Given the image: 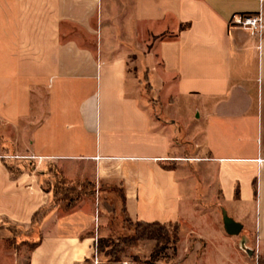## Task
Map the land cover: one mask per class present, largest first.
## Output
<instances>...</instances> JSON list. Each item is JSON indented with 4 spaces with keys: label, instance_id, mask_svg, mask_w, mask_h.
Wrapping results in <instances>:
<instances>
[{
    "label": "crops",
    "instance_id": "1",
    "mask_svg": "<svg viewBox=\"0 0 264 264\" xmlns=\"http://www.w3.org/2000/svg\"><path fill=\"white\" fill-rule=\"evenodd\" d=\"M237 13L264 0H0V227L50 207L29 264H122L92 260L105 185L132 221L178 225L222 262L264 254V37ZM49 164L97 194L60 212Z\"/></svg>",
    "mask_w": 264,
    "mask_h": 264
},
{
    "label": "rangeland",
    "instance_id": "2",
    "mask_svg": "<svg viewBox=\"0 0 264 264\" xmlns=\"http://www.w3.org/2000/svg\"><path fill=\"white\" fill-rule=\"evenodd\" d=\"M6 160H8V163H12L10 164V166H12L10 170L13 171L14 174H18L21 170L38 172L33 164L24 161V159L7 158ZM57 185H59L58 179L54 173H50L43 183L44 188H51L53 193L52 204L55 208H59L62 213L73 210L83 199L95 196L93 194H82L79 197L76 193H73L72 195L75 197V202L73 201L74 203L72 206H66L69 200H58V196L61 194L55 193ZM76 188L80 191H84L82 190V185H76ZM63 189H65V186ZM88 189H92V187ZM70 197H72L71 194H69V198ZM102 204H105V207H102ZM120 204V193L108 188L101 195V203L96 206L94 217L95 230L99 229L100 231L102 227H106L109 230L111 239L116 242L119 241L120 236L132 235L135 227L134 224L136 223V221L127 218ZM113 205L116 206L115 211L113 210ZM49 209V206L42 209L38 217V223L35 225L31 224L29 227H24L5 223V225L0 227V264H29L32 245L42 237L41 226L44 217L49 213ZM176 226L178 225H167V229L172 234V238H176L177 242L171 241L166 244V248L162 251L155 264H227L226 261L222 262L223 257L224 260L226 257L220 252L210 248L207 242H201L188 231H186V233H181L179 226L178 230L175 231L174 229ZM179 244L182 250L180 255L178 253ZM155 246L156 240L152 239L139 240L135 246H127L125 243H121L118 247L120 250L113 256L119 257L122 264H153L152 253ZM174 248H176V253L174 252ZM109 249L110 246L104 250L98 249L99 262H96L95 253H93V262L103 263L104 261H109L111 258V256L107 254ZM238 249L243 255L240 264H264V254H259V256L258 254H251L248 250L243 248L241 244H238Z\"/></svg>",
    "mask_w": 264,
    "mask_h": 264
},
{
    "label": "trees",
    "instance_id": "3",
    "mask_svg": "<svg viewBox=\"0 0 264 264\" xmlns=\"http://www.w3.org/2000/svg\"><path fill=\"white\" fill-rule=\"evenodd\" d=\"M5 161H6V159H5ZM7 166L9 167V169H12V166H10L8 163H7ZM47 172L49 174L54 173L55 176L57 177L59 185H57V187L55 188V193L61 194L58 196V200H61V201L65 200V199L69 200V203L66 206H68V205L72 206V204L75 202V197H74V195H72L73 193H76L79 197L82 194H89V195L90 194H93V195L97 194V187L94 183H92L89 180H85V181L68 180L64 177L61 170H59L57 168V166L54 164H50L48 166ZM76 185H82V187H83L82 190H84V191L78 190L76 188ZM64 186H65V189H63ZM91 187H92V189H88ZM60 188L62 191L60 190ZM108 188L112 189L114 191H118L120 193L121 200L124 198L123 189L118 188V187H109V186L105 185V186L100 187V191L104 192ZM69 194H71L72 197L69 198ZM113 210L115 211V208ZM41 211L42 210H39L35 213V215L33 217L32 225H35L38 223V217H39ZM122 211L127 215V213L123 207H122ZM127 218L129 220H131L128 217V215H127ZM134 226H135L134 232L132 235L120 236L119 241H117V242L112 240L110 235H108L106 237H99L98 249L104 250L105 248L110 246V249L107 251V254L111 256V258L109 260L110 262L117 263L120 261L119 257H117V256L114 257L113 255L118 253V251L120 250L118 247L121 245V243H125L127 246H135V245H137L138 241L142 240V239L156 240V246H155V249L152 253V262H153V264H155V262L158 260L162 251L166 248V244L170 243L171 241H173L175 243L177 242L176 238L175 239L172 238L173 236L170 233V231L167 229L166 224H162L160 222L137 221L134 224ZM174 230L175 231L178 230V226H176ZM174 237H176V236H174ZM40 240H41V238L38 241L33 243L32 251L38 246V244L40 243ZM174 252L176 253V248H174Z\"/></svg>",
    "mask_w": 264,
    "mask_h": 264
},
{
    "label": "built area",
    "instance_id": "4",
    "mask_svg": "<svg viewBox=\"0 0 264 264\" xmlns=\"http://www.w3.org/2000/svg\"><path fill=\"white\" fill-rule=\"evenodd\" d=\"M230 25L247 29L251 35L255 36L259 40V48L262 47V40L264 37V16L262 13H259V14L237 13L232 16L230 20ZM3 157H7V156L3 155L2 158ZM94 253L96 257V262H99L98 260V237H96L95 239Z\"/></svg>",
    "mask_w": 264,
    "mask_h": 264
},
{
    "label": "water",
    "instance_id": "5",
    "mask_svg": "<svg viewBox=\"0 0 264 264\" xmlns=\"http://www.w3.org/2000/svg\"><path fill=\"white\" fill-rule=\"evenodd\" d=\"M225 224H226V230L230 234H238V233H240V231L242 229V225L240 223H238L232 219H229L228 217H225ZM246 250H248L247 247H246Z\"/></svg>",
    "mask_w": 264,
    "mask_h": 264
}]
</instances>
